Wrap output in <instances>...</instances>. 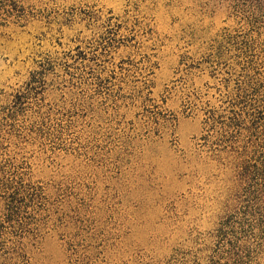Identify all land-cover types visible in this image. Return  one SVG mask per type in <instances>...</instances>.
<instances>
[{
    "label": "rangeland",
    "instance_id": "374dc122",
    "mask_svg": "<svg viewBox=\"0 0 264 264\" xmlns=\"http://www.w3.org/2000/svg\"><path fill=\"white\" fill-rule=\"evenodd\" d=\"M251 22L263 45L264 0H0V113L47 69L0 143L41 224L0 264L204 261L238 184L203 141L215 81L179 62Z\"/></svg>",
    "mask_w": 264,
    "mask_h": 264
},
{
    "label": "trees",
    "instance_id": "16d2710c",
    "mask_svg": "<svg viewBox=\"0 0 264 264\" xmlns=\"http://www.w3.org/2000/svg\"><path fill=\"white\" fill-rule=\"evenodd\" d=\"M248 24L250 34L225 31L195 64L179 62L215 81L219 106L201 110L207 127L203 141L213 155L223 153L230 158L228 164L238 185L233 195L235 206L214 230L213 246L205 260L199 261L196 254L176 253L169 264H257L256 254L264 246V44L250 37L258 29L257 23ZM46 71L41 68L33 73L2 108L0 143L5 140L3 132L10 135L22 130L17 122L32 106L37 105L35 114L40 117L39 106L32 100L44 85ZM1 156L0 259L7 261L9 255L23 250L22 240L38 234L41 222L36 224L30 213L38 190L25 185ZM34 224L36 228H31Z\"/></svg>",
    "mask_w": 264,
    "mask_h": 264
}]
</instances>
